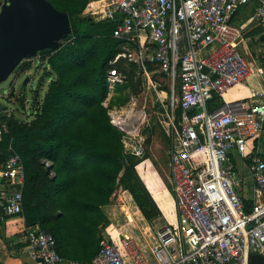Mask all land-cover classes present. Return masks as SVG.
<instances>
[{
	"label": "built area",
	"instance_id": "1",
	"mask_svg": "<svg viewBox=\"0 0 264 264\" xmlns=\"http://www.w3.org/2000/svg\"><path fill=\"white\" fill-rule=\"evenodd\" d=\"M252 5L264 39V0H109L106 18L97 22L121 16L114 37L123 51L112 65L120 59L137 65L148 89L156 90L149 65L174 83L178 75L181 117L175 101L171 111L161 101L164 111L156 113L167 123L178 219L157 231L152 260L123 228L105 235L91 264H252L253 256L264 258V91L252 90L255 104L248 109L225 103L227 93L252 74L238 50L243 33L235 25L242 9ZM109 83L113 91L123 78L111 70ZM13 117L11 111L0 112V142ZM234 158L250 173L251 199ZM25 176L23 160L10 146L0 164V229L24 218ZM19 236L28 264H82L61 257L56 238L39 226L25 227Z\"/></svg>",
	"mask_w": 264,
	"mask_h": 264
},
{
	"label": "trees",
	"instance_id": "2",
	"mask_svg": "<svg viewBox=\"0 0 264 264\" xmlns=\"http://www.w3.org/2000/svg\"><path fill=\"white\" fill-rule=\"evenodd\" d=\"M47 1L69 16L72 35L62 39L58 50L39 53L49 81L47 92L42 99L35 98L32 120L14 115L8 122L0 142V164L10 146L23 160L26 227L39 226L52 234L67 261L91 264L105 235L113 230L106 207L120 186L146 222L161 216L137 171L150 158L139 137L154 128L149 122L138 136H130L112 123L111 111L126 107L144 81L137 65L124 59L112 65L123 51L114 37L121 16L97 22L106 17L90 8L92 2L108 0ZM31 61L23 64L22 72L31 69ZM111 70L123 83L115 87L106 106ZM181 114L177 109L176 115ZM47 162L53 168L50 176ZM251 207L247 203L248 211Z\"/></svg>",
	"mask_w": 264,
	"mask_h": 264
},
{
	"label": "rangeland",
	"instance_id": "3",
	"mask_svg": "<svg viewBox=\"0 0 264 264\" xmlns=\"http://www.w3.org/2000/svg\"><path fill=\"white\" fill-rule=\"evenodd\" d=\"M237 23L241 24L239 19H237ZM39 59V56L33 59L31 61V69L25 72L21 70L25 62L22 63L6 81L0 84V112L5 110L11 111L21 121H30L34 118L33 111L35 108L33 107V103L35 98L39 97L38 99H42L47 92L49 84L44 65H42V62H39ZM250 64L252 65L251 62ZM153 69L152 67L151 71ZM151 80L156 90L154 88L147 89L145 86H142L137 93L132 94L131 100L126 107L120 109L114 108L110 116L112 123L116 127H119L120 125L117 124L119 119L121 122L128 123L133 116L140 113L143 114L141 121L133 123V131L130 132V128L128 127L126 129L125 127H121V129L127 130L130 136H138L146 124L149 122L152 123L154 129L148 130L147 132L144 131L139 137V143L143 149L149 152L150 158L142 162L137 167V170L160 210L164 213L161 212V216L152 222H146L142 218L141 213L134 209L128 194L123 190L122 186L113 195L110 205L106 208V213L114 233L124 228V231L136 238L140 246L152 260L153 253L158 246L157 231L166 226L168 220L172 221L173 215L175 214L173 205V199L175 197L170 181V171L168 169L169 141L164 130L158 123L156 113L162 109L161 101L165 103V110L169 111L172 110V105L175 101L176 112L180 95L178 75L174 83L172 79L164 77L157 71L151 75ZM249 81L250 87L255 86L254 88L264 89L259 83L260 77L256 73H254ZM12 91L15 94L13 98L10 97ZM113 94L114 90L111 91L106 106H108ZM227 100L237 101L229 98ZM261 147L264 150V136L261 141ZM238 161H240L239 158H237ZM241 162L237 163L238 168L241 169L242 175L247 176L248 171L244 169ZM45 164L47 167L50 165L49 162ZM21 263V260L16 261V264Z\"/></svg>",
	"mask_w": 264,
	"mask_h": 264
},
{
	"label": "water",
	"instance_id": "4",
	"mask_svg": "<svg viewBox=\"0 0 264 264\" xmlns=\"http://www.w3.org/2000/svg\"><path fill=\"white\" fill-rule=\"evenodd\" d=\"M0 10V84L22 63L58 50L62 39L72 35L69 16L47 0H4ZM47 173H53L52 166ZM252 264H264V258L253 256Z\"/></svg>",
	"mask_w": 264,
	"mask_h": 264
},
{
	"label": "crops",
	"instance_id": "5",
	"mask_svg": "<svg viewBox=\"0 0 264 264\" xmlns=\"http://www.w3.org/2000/svg\"><path fill=\"white\" fill-rule=\"evenodd\" d=\"M256 8H257L256 5H252L250 7L242 9L241 13L238 15V17L235 20V25L237 27L241 28L242 33H243V36L240 39V41L238 42L237 47H238L239 52H241V54L243 55V57L247 61V64L249 65L252 74L249 77L248 81L244 85L236 86V87L232 88L229 91V93H227V95L225 96V103L232 104V105L237 106L241 109H248L255 104V100L252 98V90L264 91V89L261 90V89L254 88L255 86L250 87V81H249L251 79V77L254 75V73H256V75H258L260 77L259 83L262 85V88H264V85L262 82V77H263V72H262L263 69L262 68L264 65V62L262 60V55L264 52V46H263L264 39H263L262 28L257 24V22L254 19L255 15H256ZM237 19L240 20L241 24L237 23ZM245 34L247 35L246 37H245ZM249 61L252 63V65L250 64ZM149 66L150 67H149L148 71L151 72V75L153 73H156L157 71L160 73L159 68L157 66H154V65H149ZM152 67L154 69L151 71ZM143 81H144L143 86H145V88L148 89V80L144 75H143ZM162 93H165V92H162ZM228 98L231 100H237V101H228L227 100ZM223 104H224L223 101L222 102H215L211 108L213 110V109L220 107ZM161 110L164 111L163 107ZM135 116H133L132 119ZM132 119H130V121ZM177 119H179V118H177ZM135 123H137V122H135ZM158 123L160 124V126L164 130V133L166 134V130H165V128L167 126L166 120H162L161 122L158 121ZM121 126L127 127L128 125L127 126L121 125ZM166 137H167V134H166ZM168 141H169V139H168ZM169 148H170V141H169ZM234 159H235L234 162L237 165V163L240 161L237 162V158H234ZM168 162H169V156H168ZM244 169L246 171H248L246 167H244ZM238 170L241 173V171H240L241 169L238 168ZM138 174L141 177L139 171H138ZM241 176L243 178H245L247 181V183H246L247 187H248L247 196L249 199H251L252 198L251 197L252 196L251 188H252L253 183H252V179L250 178V173L248 171L247 176H244L241 173ZM141 179H142V177H141ZM173 191H174V188H173ZM174 197H175V192H174ZM152 198H153V196H152ZM249 203L251 205H253L252 200L249 201ZM156 204H157V202H156ZM173 205H174L175 214L173 215L172 221L168 220V224L169 223H176L177 219H178L175 198L173 199ZM157 206H158V204H157ZM158 208H159V206H158ZM160 211L163 212L162 210H160ZM142 218H143V216H142ZM25 227H26L25 220L22 217L12 219L7 224L2 225V227L0 229V264H16L17 260H21L22 261L21 264H28L31 262V258L29 256L28 249H27L26 245L20 241V236H19L20 232ZM116 234H118V232ZM21 243L24 244L25 247L20 249V248H18V246Z\"/></svg>",
	"mask_w": 264,
	"mask_h": 264
},
{
	"label": "bare ground",
	"instance_id": "6",
	"mask_svg": "<svg viewBox=\"0 0 264 264\" xmlns=\"http://www.w3.org/2000/svg\"><path fill=\"white\" fill-rule=\"evenodd\" d=\"M108 3H109V0L108 1H106L105 3H102V2H92L91 3V5H90V8H91V10L92 11H94V12H102L104 15H105V17H106V14H105V7L108 5ZM143 119V114H138V115H136L130 122H128V123H126V122H121V120L119 119L118 121H117V124L118 125H128L127 127H133V123H135V122H139V121H141ZM116 124V123H115ZM121 127H123V126H121ZM126 128V127H125ZM127 237L129 238V239H131L132 238V236L130 235V234H127Z\"/></svg>",
	"mask_w": 264,
	"mask_h": 264
}]
</instances>
